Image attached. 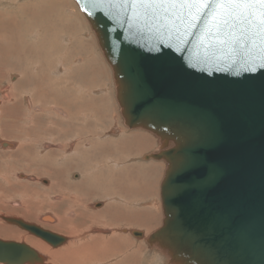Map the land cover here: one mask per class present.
Returning <instances> with one entry per match:
<instances>
[{
    "label": "water",
    "instance_id": "obj_1",
    "mask_svg": "<svg viewBox=\"0 0 264 264\" xmlns=\"http://www.w3.org/2000/svg\"><path fill=\"white\" fill-rule=\"evenodd\" d=\"M85 16L112 69L124 125L159 137L143 160L164 161L163 219L145 244L164 264H264V68L206 59L201 23L187 43L131 10ZM171 45V47H169ZM164 53H169L165 56ZM52 247L65 238L1 217ZM124 233V232H123ZM136 240L143 232L131 230ZM156 247V248H155ZM154 251V252H155ZM29 246L0 240V264H42Z\"/></svg>",
    "mask_w": 264,
    "mask_h": 264
},
{
    "label": "rangeland",
    "instance_id": "obj_2",
    "mask_svg": "<svg viewBox=\"0 0 264 264\" xmlns=\"http://www.w3.org/2000/svg\"><path fill=\"white\" fill-rule=\"evenodd\" d=\"M48 1H57L56 8L44 7L45 4H49ZM70 1L67 3L63 0H0V17L10 18L19 26L7 34L6 38L12 39L10 49L6 43L7 39H0V91L6 90L10 96L14 94V99L9 103H4L0 99V141H9L15 145L12 149L0 147V215L21 218L26 213L21 209L10 210L9 202L18 200L23 187L27 186L30 194L33 191L38 192L40 195L38 201L41 202L42 197L48 202L50 200L48 197L59 196L58 201L53 203L49 201L55 205V212L46 210L47 208L41 211L56 221V213L62 214L61 216H64V212L72 213L73 224L82 232L96 228L114 232L116 229L132 228L144 230L146 233L144 240L138 241L122 233L106 237L107 240L110 239L106 253L110 258L97 260V263L164 264L163 258L146 246L145 238L161 226L163 218L159 205L152 208L150 203L159 199L158 183L166 169L160 174L161 171L159 172L155 164L141 157L153 151L151 149L155 148V143L145 136L135 137L133 134L129 136L132 129L124 125L112 88V69L106 62L107 68L102 60L101 52L95 45V42L98 43L97 38L89 31L90 24L88 28L78 7L72 5ZM6 51H11L10 57L6 55L8 54ZM23 55L28 59L19 62ZM9 63L13 66L15 63L17 67L10 66ZM21 72L24 73V78L20 75ZM12 86H17L14 92ZM23 93L34 95L30 96L31 101L34 100L35 106L42 107V113L25 107L21 99ZM55 110L62 112L65 118ZM114 117L116 122L113 120ZM114 127L122 129L116 137L108 135V131ZM86 139L92 143L96 142V145L100 144L103 147L101 149H105L104 151H97V147L90 149L89 153H95L91 154L92 156L88 153L85 159L87 165L90 162L91 168L86 167L89 177L83 176V173H87L86 169L83 171L71 167L73 161L81 160V156L87 153L82 152V144H78L76 152L72 150V154L65 156L62 154L69 148L43 149L42 146L44 143L53 146ZM132 140L138 143H133ZM19 145L22 149L17 148ZM82 148L85 150V147ZM85 166L84 164L82 168ZM45 170L54 176L53 180L58 179L61 173V179H58L61 181L60 190L57 188L56 180L45 176L43 173ZM17 174L26 178H19ZM30 177H34L35 180L28 181ZM53 182L55 187H52ZM49 186L53 190L47 193L49 195L47 197L43 194V189L50 188ZM95 191L98 196H91L90 193ZM113 197L116 200H113ZM110 198L112 200H109ZM97 209L108 211L106 210L102 218H96L94 211H98ZM43 214L34 220H23L50 231L56 222L53 224L40 222L39 217L44 216ZM5 227L17 230L20 234L43 244L41 240L1 221L0 228ZM54 233L67 236L65 233L56 231ZM87 241L89 239H85L84 242ZM44 263L50 264L47 260Z\"/></svg>",
    "mask_w": 264,
    "mask_h": 264
},
{
    "label": "snow or ice",
    "instance_id": "obj_3",
    "mask_svg": "<svg viewBox=\"0 0 264 264\" xmlns=\"http://www.w3.org/2000/svg\"><path fill=\"white\" fill-rule=\"evenodd\" d=\"M88 16L100 9L104 16L116 21L121 12L131 10L133 19L154 22L157 27L174 33L178 43H187L201 23L200 40L207 45L206 59L238 65L243 71L264 68V0H76ZM171 47V45H169ZM165 56L169 53H164Z\"/></svg>",
    "mask_w": 264,
    "mask_h": 264
},
{
    "label": "bare ground",
    "instance_id": "obj_4",
    "mask_svg": "<svg viewBox=\"0 0 264 264\" xmlns=\"http://www.w3.org/2000/svg\"><path fill=\"white\" fill-rule=\"evenodd\" d=\"M20 1H22V0H20ZM54 1V0H53ZM64 2H67L68 0H63ZM70 1V0H69ZM47 2V1H46ZM49 2V1H48ZM71 2V4L73 5V4H75L72 0L70 1ZM59 3V2H58ZM68 3V2H67ZM22 5V4H21ZM15 6V5H14ZM56 6H57V1H55V2H49V4H45V6L44 7H47V9L48 8H50V9H54V8H56ZM11 7V6H10ZM20 8V7H19ZM79 9V8H78ZM25 11V10H24ZM80 11V10H79ZM31 13H35V12H32L31 11ZM77 13V12H76ZM80 13V15H81V17H82V19H83V21H84V23H85V25L87 26L88 24H89V22L87 21V19L85 18V16L82 14V12L80 11L79 12ZM41 14V13H40ZM23 15V14H22ZM2 17H4V16H2ZM2 17H0V39L1 38H5V39H7L6 37H8V33H10V32H12V30H14L15 28H17L18 29V25H17V22H15L14 20H12V19H8V18H6V19H3ZM24 17V16H23ZM2 18V19H1ZM33 20V19H32ZM29 21V20H28ZM31 21V20H30ZM49 21V20H48ZM55 21V20H54ZM32 22V21H31ZM30 23V22H29ZM43 23V22H42ZM50 23V22H49ZM45 24V23H44ZM88 28H89V25H88ZM44 29H45V27H44ZM34 30V29H33ZM41 30V29H40ZM18 31V30H17ZM89 31L91 32V33H93V31L92 30H90V28H89ZM36 34H38V33H36ZM46 34V33H45ZM38 36V35H37ZM10 37V36H9ZM12 37V36H11ZM93 41L95 42V38L93 37ZM10 40H12L11 38L8 40L7 39V45L9 46V49H10ZM12 44H13V42H12ZM95 45L97 46V48H98V50H99V47H98V43L97 42H95ZM13 45H11V47H12ZM1 50V49H0ZM100 51V50H99ZM8 54H6L7 56H11V51H6ZM25 52H26V50H25ZM24 52V53H25ZM29 53L30 52H28V55H29ZM27 54V53H26ZM25 54V55H26ZM101 54V53H100ZM89 55V54H88ZM94 56H96V55H94ZM100 56V55H99ZM31 57V56H30ZM88 57V56H87ZM93 57V56H92ZM97 57V56H96ZM101 57H102V60H103V62H104V64L106 65V67H107V64H106V61L104 60V58H103V56H102V54H101ZM27 59H28V57H26ZM26 58H25V56L23 55V58L21 59V60H18L19 62H23V60H26ZM57 58V57H56ZM81 58V57H80ZM87 61V60H86ZM31 62H33V61H31ZM84 62V61H83ZM35 63V62H34ZM9 65L11 66H13V64H10L9 63ZM31 65H33V64H31ZM14 66H16L17 67V65L14 63ZM13 66V67H14ZM36 67V66H35ZM37 67H39V66H37ZM108 68V67H107ZM89 70V69H88ZM88 72V71H87ZM20 75L22 76V78H24L25 77V75H24V73L23 72H21L20 73ZM1 81V80H0ZM22 84V83H21ZM16 87L17 86H12V90H13V92H14V90L16 89ZM11 90V89H10ZM9 90V91H10ZM11 90V91H12ZM96 93V92H95ZM12 94V93H11ZM0 95H1V97H0V99H1V101H3L4 103H9L10 101H12V99H14V94L13 95H9L7 92H6V90H2V91H0ZM23 97L21 98L22 99V101H28V102H30L29 104H30V109H28V110H33V111H35L36 113H42V107L40 106H38V105H36L35 106V102H34V100H33V102L31 103V98L32 97H30V96H34V95H32L31 93H23ZM21 101V102H22ZM26 107V106H25ZM34 107H35V109H37V110H34ZM59 107V106H58ZM57 107V108H58ZM27 108V107H26ZM54 110V109H53ZM55 112L57 113V114H59L60 113V115H61V117H64L65 118V115L64 114H62V112H60V111H58V110H55ZM66 112V111H65ZM55 113V114H56ZM89 114V113H88ZM67 116V115H66ZM120 117V116H119ZM113 120L115 121V117L113 118ZM116 122V121H115ZM119 131H122V129H118V128H116V127H114V128H111L109 131H108V135H111V136H114V137H116L117 135V133L119 132ZM126 134H128V133H126ZM131 134H133L135 137H138V136H142V137H147V138H149V139H151V140H153V144L155 143V142H157V140H159L158 138L159 137H156L155 135H153V134H151L150 132H147V131H145V130H142V129H132L131 131H129V136L131 135ZM103 136H105L104 134H103ZM105 138V137H104ZM24 140H25V138H24ZM133 141V140H132ZM148 141V140H147ZM19 143V142H18ZM84 143V144H83ZM96 143V142H95ZM95 143H92V141H90V140H88V139H86V140H81V141H79V140H77V141H70V142H68V143H64L63 145L62 144H60V145H49L48 143H44V144H42V146H43V149H49V148H54V149H57V150H63L64 148L65 149H68V151H65V153H63L62 155L63 156H65V155H69V153H71L72 154V150H73V152H76L75 151V149H76V147L78 146V144H82V147H85V150L81 147V149H82V152L84 153V151H86L87 153L86 154H81L82 156H81V160H75V161H73V163L71 164V167L72 168H76V169H79V170H82L83 169V171L86 169V167H87V169H90L91 167H90V162L88 163V165H87V160H85V159H87V157H88V153H89V151H90V149L92 150V149H96V147H97V151H104L105 149H101V148H103V147H101V145L99 146V145H96ZM133 143H138V142H136L135 140L133 141ZM48 144V145H47ZM47 145V146H46ZM81 146V145H80ZM0 147H2V148H5V149H12V148H14L15 147V145H12L9 141H0ZM17 148H19V149H22V146L21 145H19ZM88 150H87V149ZM151 150H154V149H151ZM19 151H21V150H19ZM18 151V152H19ZM78 151V150H77ZM95 151V150H94ZM81 152V151H80ZM152 151H149L148 153H145V154H143V155H141V157H146V155H151L150 153H151ZM79 153V151L76 153L77 154V156L79 155L78 154ZM93 153H95V152H93ZM93 153H89V155H91V154H93ZM109 153V152H108ZM18 154V153H17ZM75 154V155H76ZM72 156V155H71ZM77 156H75V158L77 157ZM92 156V155H91ZM98 156V155H97ZM90 157V156H89ZM65 159H68V157H64ZM74 158V159H75ZM61 161V160H60ZM91 161V160H90ZM71 162V161H70ZM150 162L152 163V164H155V166H157L158 167V170H159V172H160V174L163 172V170H165L166 169V164H165V162L162 160V161H154V160H150ZM150 163V164H151ZM15 164V163H14ZM86 165L85 167H83L82 168V166L83 165ZM93 164H94V162H93ZM92 164V165H93ZM91 165V166H92ZM96 165V164H95ZM94 166V165H93ZM115 166V165H114ZM117 166V165H116ZM119 166V165H118ZM54 168V167H53ZM115 168V167H114ZM55 170H56V168H54ZM86 169V171H87V173L85 174V173H83V176L84 177H86V175H88V177H89V174H88V170ZM94 169L96 170V168H95V166H94ZM48 170H50V169H48ZM48 170H45V171H43V173H45L46 175L45 176H48L49 178H52V180H53V178H54V176H52V175H50V173L48 172ZM55 174V173H54ZM53 174V175H54ZM19 174H17V176H18ZM92 175V174H91ZM87 177V178H88ZM19 178H23V179H25L26 177L24 176V175H19ZM29 180L28 181H34L35 180V178L34 177H30V178H28ZM58 179L60 180L61 179V173H59V175H58ZM58 179H54V180H56V185H57V188L60 190V188H59V184L61 183V181H59ZM50 180V179H49ZM53 180V181H54ZM162 180V178L160 179V181ZM7 181V180H6ZM84 181V180H83ZM160 181H159V185H160ZM76 182V181H75ZM48 184H49V181H48ZM47 184V185H48ZM54 184H55V182H53V185H52V187L54 186ZM73 185H75V184H73ZM73 185H71V186H73ZM159 185H158V198H159ZM108 186V185H107ZM50 187V186H49ZM52 187H50V188H46V189H43V194H46V196L48 197L49 195H47V193L49 192V191H52L53 190V188ZM55 187V186H54ZM65 186H63V190H65V188H64ZM24 189H23V192L21 193V195H20V198H18V200H16V201H11L10 200V202H9V205H10V210L12 209V210H15V209H21V211L23 212L24 211V215H22V219L20 218V217H14V216H12V217H10V215H8V216H4V215H0V223H1V221H2V223L3 222H5V221H3L2 220V218L1 217H7V218H15V219H19V220H22L23 222H26V221H24L23 219H25V220H34V219H36L40 214H43V212L41 211V210H45V208H47L46 210H49V211H52V212H55V208H54V206L49 202L50 200H51V202L53 203V201H58V197L59 196H51V197H48L47 199H50L48 202H46L45 200H44V198L42 197V199H43V201L41 202V201H38L39 200V197H40V195L38 194V192H32V194H30L29 193V191L27 190V186H26V188H25V186L23 187ZM26 189V190H25ZM13 191V190H12ZM68 191V190H67ZM60 192V191H59ZM63 192V191H62ZM97 192L95 191V192H91L90 194H91V196H98L97 194H96ZM70 195V194H69ZM76 196V195H75ZM63 197V196H62ZM16 199V198H15ZM109 200H112L111 198L109 199ZM113 200H116L114 197H113ZM110 202V201H109ZM7 203V202H6ZM1 204V203H0ZM8 204V203H7ZM31 205H33V206H31ZM114 205V204H113ZM113 205H111V206H113ZM150 205H151V207L152 208H157L158 207V205H159V209H160V211H161V214H162V210H161V205H160V202H159V199L157 200V201H154V202H152V204L150 203ZM1 206V205H0ZM2 206H4L3 204H2ZM109 206H110V204H109ZM6 207V206H5ZM4 207V208H5ZM86 207V206H85ZM32 208V209H31ZM42 208H44V209H42ZM99 209V208H98ZM97 209V210H98ZM108 209H109V207H108ZM108 209H106L107 211H108ZM106 210H98V211H94L95 212V214H94V217H96V218H102L101 216H103L104 214H105V212H106ZM16 211V210H15ZM33 211H35L36 212V214L33 212ZM41 211V213L39 214V212ZM13 212V211H12ZM47 212V211H46ZM51 212V213H52ZM115 212V211H114ZM113 212V213H114ZM14 213V212H13ZM16 213V212H15ZM22 214V213H21ZM48 214V213H47ZM57 214V215H56ZM54 216L57 218V221H56V219H54L53 217H51V216H49V215H44V216H41V217H39V221L40 222H43L44 224L45 223H48V224H53V223H55L56 222V224H55V226H54V224H53V227H52V230H54V232L56 231V232H59V233H62V234H66L67 236H62V235H60V236H62V237H64L65 238V240L60 244V245H58V246H55V247H52V246H50L49 244H47L46 242H44L43 240H41L40 238H37V237H35L34 235H32V234H30L29 232H27V231H24V230H22V229H20V228H18L17 226H15V225H12V224H9V223H6V224H8V225H10V226H12V227H16L17 229H19V230H21V231H23V232H26L27 234H29V235H31V236H33V237H35V238H37V239H39V240H41L42 242H43V244L45 243V245H47V246H45V245H43V244H41L40 242H38L36 239V241H34V239L32 240V239H30L29 237H27L25 234H20L19 233V231H15V230H11V229H6V228H8V227H5V228H0V240H2V241H13V240H18V241H14V242H18V243H23V244H25V245H27V246H29L30 248H32L33 250H35L36 252H37V254H39V256H41L42 258H43V263L42 264H46V263H44V261H46L47 260V262H49L50 264H99V263H97L96 261L97 260H100V259H107V258H110V255L109 254H106L107 253V246H108V244H109V240H107L108 238H106V237H108V236H112V235H114V234H117V235H119L120 233H122L123 235H125V234H128V235H130V231L132 230V228H123V229H116V232H114V231H109V230H106V229H102V228H96V229H90V230H88V231H80V230H78L77 229V227L73 224V219H74V216H73V214L72 213H70V212H64L63 214H64V216H61L60 214H58V213H56ZM161 218H163V214H162V216H161ZM162 220V219H161ZM120 221V220H119ZM139 221H141L140 219H139ZM26 223H28V224H32V225H35V226H37V227H39L40 229H42V230H44V231H49V230H46V229H44L43 227H40L39 225H37V224H33L32 222H26ZM42 223V224H43ZM108 226V225H107ZM49 229V228H48ZM150 229V228H149ZM52 230H50V232L52 231ZM138 231H142L143 232V238L142 239H140V240H144V236L146 235V233L144 232V230H138ZM54 232H52V233H54ZM124 232V233H123ZM148 232V231H147ZM145 233V234H144ZM150 232H148V234H149ZM56 234V233H55ZM102 234V235H101ZM122 234H120V235H122ZM57 235H59V234H57ZM3 237V238H2ZM7 239H12V240H7ZM85 239H89V241H87V242H84L85 241ZM136 241H138V240H136ZM144 244V243H143ZM61 247V248H60ZM50 248L51 249H55V250H50ZM56 248H59V249H57L56 250ZM119 254V253H118ZM115 256V255H114ZM117 256V255H116ZM115 256V257H116ZM118 257V256H117ZM114 258V257H113ZM114 261V260H113ZM108 262H109V260H108ZM117 264H118V262H117Z\"/></svg>",
    "mask_w": 264,
    "mask_h": 264
},
{
    "label": "flooded vegetation",
    "instance_id": "obj_5",
    "mask_svg": "<svg viewBox=\"0 0 264 264\" xmlns=\"http://www.w3.org/2000/svg\"><path fill=\"white\" fill-rule=\"evenodd\" d=\"M24 102V105L27 107V109H30V102H28V101H23ZM31 103H32V101H31ZM34 110H37V109H35V107H34ZM63 114V113H62ZM47 146V145H46ZM20 175V174H19ZM19 175H18V177H19Z\"/></svg>",
    "mask_w": 264,
    "mask_h": 264
}]
</instances>
